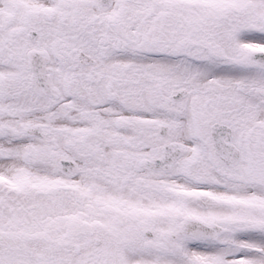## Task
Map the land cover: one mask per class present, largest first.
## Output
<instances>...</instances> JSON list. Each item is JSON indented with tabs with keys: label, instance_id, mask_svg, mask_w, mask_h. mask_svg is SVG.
Wrapping results in <instances>:
<instances>
[{
	"label": "snow or ice",
	"instance_id": "obj_1",
	"mask_svg": "<svg viewBox=\"0 0 264 264\" xmlns=\"http://www.w3.org/2000/svg\"><path fill=\"white\" fill-rule=\"evenodd\" d=\"M0 264H264V0H0Z\"/></svg>",
	"mask_w": 264,
	"mask_h": 264
}]
</instances>
